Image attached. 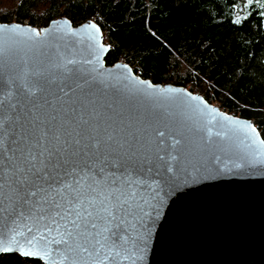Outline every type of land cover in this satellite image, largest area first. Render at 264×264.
<instances>
[{
  "label": "snow or ice",
  "instance_id": "obj_1",
  "mask_svg": "<svg viewBox=\"0 0 264 264\" xmlns=\"http://www.w3.org/2000/svg\"><path fill=\"white\" fill-rule=\"evenodd\" d=\"M82 63L40 50L12 75L0 68V254L142 264L163 196L205 166L206 149L185 134L198 130L189 114L138 107L144 89Z\"/></svg>",
  "mask_w": 264,
  "mask_h": 264
},
{
  "label": "water",
  "instance_id": "obj_2",
  "mask_svg": "<svg viewBox=\"0 0 264 264\" xmlns=\"http://www.w3.org/2000/svg\"><path fill=\"white\" fill-rule=\"evenodd\" d=\"M104 40L93 20L74 26L59 17L38 29L0 22V48L5 49L0 68L9 76L40 50L54 58L59 53L98 69L112 83L144 89L147 96L131 98L138 107L147 109L155 99L167 110L189 114L188 125L195 123L198 130L185 134L206 149L205 166L199 172L189 168L191 175L181 173L175 191L163 196L142 264H264V140L254 121L228 115L187 87L152 84L129 63L108 65L110 49Z\"/></svg>",
  "mask_w": 264,
  "mask_h": 264
},
{
  "label": "trees",
  "instance_id": "obj_3",
  "mask_svg": "<svg viewBox=\"0 0 264 264\" xmlns=\"http://www.w3.org/2000/svg\"><path fill=\"white\" fill-rule=\"evenodd\" d=\"M262 10L244 0H0V22L42 28L59 17L74 26L93 20L109 45L108 65L123 61L152 84L187 87L253 120L264 140ZM0 264L38 261L13 253Z\"/></svg>",
  "mask_w": 264,
  "mask_h": 264
},
{
  "label": "rangeland",
  "instance_id": "obj_4",
  "mask_svg": "<svg viewBox=\"0 0 264 264\" xmlns=\"http://www.w3.org/2000/svg\"><path fill=\"white\" fill-rule=\"evenodd\" d=\"M36 28V27H35ZM43 28V27H42ZM37 29H38V27H37ZM213 105H215L216 107H218V108H220V106H218L215 102H213ZM222 109V108H221ZM222 110H224V109H222Z\"/></svg>",
  "mask_w": 264,
  "mask_h": 264
}]
</instances>
